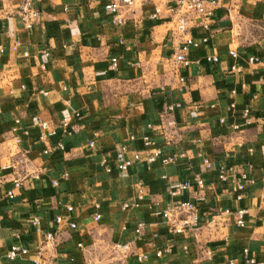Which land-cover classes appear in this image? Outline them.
<instances>
[{"label": "crops", "instance_id": "obj_1", "mask_svg": "<svg viewBox=\"0 0 264 264\" xmlns=\"http://www.w3.org/2000/svg\"><path fill=\"white\" fill-rule=\"evenodd\" d=\"M108 1L33 0L42 14L26 30L16 13L20 0H0V264H34L41 245L59 264H120L115 243L130 244L131 264H249L245 249L264 262V64L249 62L264 57V0H220L210 18L188 16V35L207 41L188 51L183 83L167 3L133 0L121 6L118 25ZM177 102L182 107L167 113ZM75 113L80 129L69 136L61 120ZM59 142L65 150L44 153ZM123 145L126 157L141 156L125 172L117 167ZM172 153L181 156L164 165ZM222 164L227 181L219 177ZM243 175L249 182L240 191ZM183 179L193 186L182 196L168 193ZM179 200L198 207L194 232L173 233L157 213ZM241 208L248 209L243 227L235 215ZM58 215L77 227L57 223ZM47 231L54 241H44ZM14 245L29 254L9 260ZM143 253L148 257L138 263Z\"/></svg>", "mask_w": 264, "mask_h": 264}, {"label": "built area", "instance_id": "obj_2", "mask_svg": "<svg viewBox=\"0 0 264 264\" xmlns=\"http://www.w3.org/2000/svg\"><path fill=\"white\" fill-rule=\"evenodd\" d=\"M165 3L170 7L173 16H174V37L179 41V47L178 50L174 53L173 59L176 66V71L179 74V81L180 83H183L185 78L182 75V67L189 64V59L187 57L188 51L190 50L191 46H198L200 43L207 41L206 38H203L201 41H196L193 37L188 35V26H189V19L188 16L194 13L200 18L208 19L213 15V9L214 6H216L220 0H164ZM133 2V0H109L108 3L105 5V9L107 12L113 14V20L115 24L121 25L123 23V16L120 12V8L122 5H129ZM159 9L157 11V14L154 15V17H157L159 15ZM17 16L21 19L24 27L26 30H31L39 21L42 12L35 7L33 0H20L19 6L16 10ZM17 45V44H16ZM44 53H48V51H43ZM229 54L234 59L238 58V52L235 49H231L229 51ZM208 61L210 62H218L219 57L218 55H210L207 57ZM250 63H263L264 64V57H258V56H252L249 58ZM112 65L113 67L117 68V58H112ZM239 66L236 64L232 66V70L238 69ZM236 91L233 90V93ZM234 103L231 104V107H234ZM182 107L181 102L173 103L168 105L167 107V113L172 114L176 109H179ZM244 117L246 118L244 124L250 125L251 120L249 118L250 111L249 109H245L243 112ZM74 118H80L79 113H75L74 116L68 115L63 117L61 120V126L62 130L66 135H74L79 131V124L75 123L73 121ZM222 122L225 120L222 118ZM167 124L173 127H176V122L174 119H169L167 121ZM234 129H239L240 125L234 124ZM46 138L45 135H41V139L44 140ZM144 145L146 147H149L152 144V140L149 136H145L143 138ZM90 145L93 146L94 142H90ZM54 150H65V144L63 142H59L56 145H53L51 147H48L44 150L45 154H48ZM119 161L117 164L118 170L125 172L130 169V167L139 161L141 159L140 154H134L133 157L128 158L126 157V146L120 147L119 152ZM154 156H160L162 151L160 149H155L153 152ZM181 156L179 153H172L168 156H165L162 158V162L164 165H169L174 162H176ZM204 165L207 168L211 167V161L207 158L204 159ZM219 171V177L220 179L227 181L229 178L228 169L225 167V165H221L218 169ZM64 176H67V173H65ZM166 176H164L165 178ZM242 182H239L237 185L238 190H244L247 186L246 182H249L248 176L243 175ZM55 184H58V181L54 182ZM195 183L200 189H203L205 186V182L202 178H196ZM15 187L20 185L19 179L14 180ZM193 186L192 181L188 179H183L180 182L176 183L173 186L168 187V193L173 195H179L182 196L188 189H190ZM8 195L10 198L14 197V191L10 190L8 192ZM139 198H143V193L140 191ZM124 208L128 207V204L123 205ZM68 211H72L74 209L73 205H67L66 206ZM230 212L229 210L227 211ZM157 213L161 214L163 218L165 219V223L168 226V228L175 234H185V233H191L194 232L199 224H200V218H199V210L196 205V203L189 201V200H179L171 202L170 204L166 205L165 208L159 210ZM248 213V209L241 208L238 209L235 212L236 215V224L240 227L245 226L246 220L245 217ZM95 220H99L101 218V214L97 213L95 215ZM57 223H63L66 222L69 227L76 228L77 224L74 221H71L69 219H66L63 215H58L56 217ZM31 223L37 227H39L40 219L38 217H33L31 219ZM144 224L140 223L137 229V232L139 233L143 229ZM39 229V228H38ZM56 238L55 232L47 231L44 232V241L45 242H52ZM112 252L114 255L118 258L120 261V264H131L128 260L129 253H130V244L129 243H115L111 247ZM29 248L24 246H12L11 249L7 252V258L11 261H14L20 257H24L29 254ZM211 252L208 251V255H210ZM158 256H161L163 253L161 250L158 251ZM148 255L145 253L137 255V261L138 263H143L147 259ZM244 258L246 263L249 264H264V262H258L255 258L250 257L249 250H244ZM34 264H59L58 261L48 258L46 256V252L44 249V245H41L37 252L36 256L33 259ZM230 264H240L238 261H230Z\"/></svg>", "mask_w": 264, "mask_h": 264}]
</instances>
